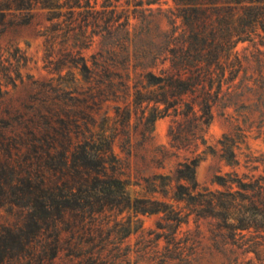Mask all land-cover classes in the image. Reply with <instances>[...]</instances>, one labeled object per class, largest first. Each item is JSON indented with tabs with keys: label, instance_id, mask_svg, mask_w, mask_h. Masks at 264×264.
I'll return each instance as SVG.
<instances>
[{
	"label": "trees",
	"instance_id": "16d2710c",
	"mask_svg": "<svg viewBox=\"0 0 264 264\" xmlns=\"http://www.w3.org/2000/svg\"><path fill=\"white\" fill-rule=\"evenodd\" d=\"M38 10L72 41L56 50L59 34L46 36L50 63L73 86L72 102H58L60 113L43 115L46 126L36 123L28 160L14 158L30 150L25 146L6 158L0 149V210L22 213L19 224L0 225V264H54L68 232L91 238L75 256L82 263L122 264L103 247H86L97 235L129 237L147 214L163 215L165 238L174 244L192 216L210 221L215 241L241 252L233 264H264V175L217 174L212 190L197 181L198 156L172 176L147 180L164 200L140 199L131 195L114 152L118 127L131 120L132 97L137 105H154L151 124L170 115L201 129L212 123L243 65L235 48L264 40V0H0V26L7 28L9 18L30 24ZM95 38L100 42L88 60L84 52ZM170 133L186 141L180 129ZM220 145L227 165L237 166L234 139L226 135ZM249 254L254 259L245 261Z\"/></svg>",
	"mask_w": 264,
	"mask_h": 264
},
{
	"label": "rangeland",
	"instance_id": "374dc122",
	"mask_svg": "<svg viewBox=\"0 0 264 264\" xmlns=\"http://www.w3.org/2000/svg\"><path fill=\"white\" fill-rule=\"evenodd\" d=\"M9 19L7 28L0 26V149L5 158L17 155L20 146L30 149L21 157L18 154L19 159L14 157L22 163L33 156L31 132L36 123L46 126L43 115L48 118L54 112L57 115L60 109L55 104L72 102L67 92L73 86L70 80L59 79V64L50 63L46 36L59 34L56 50L72 41L67 40L65 32L54 31L45 11L38 10L27 25ZM132 24H136L133 19ZM161 24L167 28L166 19H162ZM99 42L100 39L95 38L92 48L84 52L88 60L96 52ZM235 52L242 60L241 71L226 85V98L214 108L209 126L201 129L197 122L188 124L182 117L173 115L151 124L148 119L154 105H137L135 98H130L131 120L118 127L114 152L122 161V172L134 198L164 200L160 194L153 193L147 180L172 176L179 164L198 156L202 161L196 170L197 181L212 190L218 189L212 184L217 174L237 171L240 175H264V40L255 38L252 42L239 43ZM74 72L81 80L79 72L75 69ZM66 73L64 69L62 74ZM109 106L113 108L115 104L109 103ZM110 114L114 116L115 111L110 109ZM176 122H181L182 126ZM95 124L94 128L98 130L103 122L98 119ZM172 127L175 133L180 129L186 141L181 143L174 139L170 133ZM110 134H114L113 130ZM226 135L235 141L238 160L235 167L228 166L222 157L220 142ZM156 182L160 184L161 181ZM21 214L17 208L0 210V225L19 224ZM139 219L138 230L129 237L95 235L92 245L86 248L96 252L103 247L106 255L113 259L116 256L122 264H233L241 254L232 253L236 248L227 250L215 241L216 237L211 233L214 226L210 221L192 216L190 223L178 230L174 244L165 238L166 232L162 228L167 222L163 215L147 214ZM90 240L82 232L66 233L62 252L54 264H84L75 256L83 243ZM243 257L245 261L254 259L253 254ZM243 257H239L240 260Z\"/></svg>",
	"mask_w": 264,
	"mask_h": 264
}]
</instances>
